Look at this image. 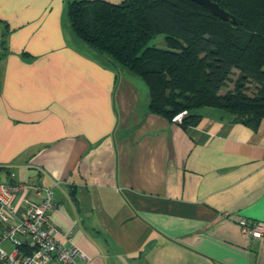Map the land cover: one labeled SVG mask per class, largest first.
<instances>
[{"label": "crops", "instance_id": "crops-1", "mask_svg": "<svg viewBox=\"0 0 264 264\" xmlns=\"http://www.w3.org/2000/svg\"><path fill=\"white\" fill-rule=\"evenodd\" d=\"M67 2L0 0V182L52 187L57 239L88 264H264L238 226L264 222V122L151 113L142 80L74 37Z\"/></svg>", "mask_w": 264, "mask_h": 264}, {"label": "trees", "instance_id": "trees-1", "mask_svg": "<svg viewBox=\"0 0 264 264\" xmlns=\"http://www.w3.org/2000/svg\"><path fill=\"white\" fill-rule=\"evenodd\" d=\"M212 1L235 22L191 0H68L66 14L78 41L147 85L151 113L186 128L213 108L256 130L264 122V0ZM159 34L165 49L150 46ZM232 75L233 88L221 92Z\"/></svg>", "mask_w": 264, "mask_h": 264}, {"label": "built area", "instance_id": "built-area-1", "mask_svg": "<svg viewBox=\"0 0 264 264\" xmlns=\"http://www.w3.org/2000/svg\"><path fill=\"white\" fill-rule=\"evenodd\" d=\"M26 189L38 199L23 198L20 212L14 202ZM57 208L52 187L0 182V264H88L70 238L57 239L58 229L51 221ZM238 226L244 238H264V222L240 219Z\"/></svg>", "mask_w": 264, "mask_h": 264}, {"label": "water", "instance_id": "water-1", "mask_svg": "<svg viewBox=\"0 0 264 264\" xmlns=\"http://www.w3.org/2000/svg\"><path fill=\"white\" fill-rule=\"evenodd\" d=\"M192 2L204 7L210 11L214 16L218 17L221 20L227 21L231 20L235 22V18L230 15L226 10H224L218 3L212 0H191Z\"/></svg>", "mask_w": 264, "mask_h": 264}, {"label": "rangeland", "instance_id": "rangeland-1", "mask_svg": "<svg viewBox=\"0 0 264 264\" xmlns=\"http://www.w3.org/2000/svg\"><path fill=\"white\" fill-rule=\"evenodd\" d=\"M107 1H113V0H107ZM165 35L164 34H159L157 35L151 42H150V46L156 47V48H160V49H165ZM235 75L231 76L229 81L226 82L225 87L222 89L221 92H226L228 90H231L233 88V81L235 80ZM6 246V245H5ZM8 248V245H7Z\"/></svg>", "mask_w": 264, "mask_h": 264}]
</instances>
